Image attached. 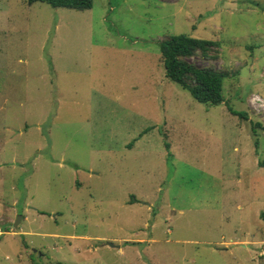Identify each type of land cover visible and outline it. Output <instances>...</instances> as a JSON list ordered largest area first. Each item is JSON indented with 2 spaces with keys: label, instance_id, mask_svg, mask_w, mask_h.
<instances>
[{
  "label": "rangeland",
  "instance_id": "rangeland-1",
  "mask_svg": "<svg viewBox=\"0 0 264 264\" xmlns=\"http://www.w3.org/2000/svg\"><path fill=\"white\" fill-rule=\"evenodd\" d=\"M0 264H264V0H0Z\"/></svg>",
  "mask_w": 264,
  "mask_h": 264
},
{
  "label": "trees",
  "instance_id": "trees-1",
  "mask_svg": "<svg viewBox=\"0 0 264 264\" xmlns=\"http://www.w3.org/2000/svg\"><path fill=\"white\" fill-rule=\"evenodd\" d=\"M45 2L52 7L76 10L90 9L93 0H27ZM165 76L178 84L198 102L206 105L223 103V81L227 72L198 66L189 58L197 53L206 56L219 46L218 41L196 38L184 33L172 34L158 41ZM130 145V144H129Z\"/></svg>",
  "mask_w": 264,
  "mask_h": 264
},
{
  "label": "water",
  "instance_id": "water-1",
  "mask_svg": "<svg viewBox=\"0 0 264 264\" xmlns=\"http://www.w3.org/2000/svg\"><path fill=\"white\" fill-rule=\"evenodd\" d=\"M16 223H17V221H16L14 224L16 225ZM108 245H110V246H113V244H112V243H108Z\"/></svg>",
  "mask_w": 264,
  "mask_h": 264
}]
</instances>
